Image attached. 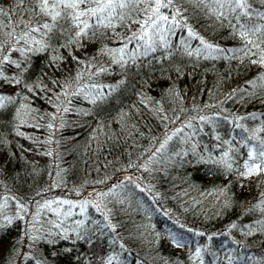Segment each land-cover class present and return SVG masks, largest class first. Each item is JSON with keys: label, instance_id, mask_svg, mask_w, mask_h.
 Masks as SVG:
<instances>
[{"label": "trees", "instance_id": "1", "mask_svg": "<svg viewBox=\"0 0 264 264\" xmlns=\"http://www.w3.org/2000/svg\"><path fill=\"white\" fill-rule=\"evenodd\" d=\"M0 9V264H264V35L214 0L161 8L195 33L166 43L142 10Z\"/></svg>", "mask_w": 264, "mask_h": 264}, {"label": "snow or ice", "instance_id": "2", "mask_svg": "<svg viewBox=\"0 0 264 264\" xmlns=\"http://www.w3.org/2000/svg\"><path fill=\"white\" fill-rule=\"evenodd\" d=\"M85 2L86 0H39V11L42 15L50 16L54 21L59 19L63 13L64 18L71 17V19L77 23V26L82 25L80 31L83 32L84 29H87L90 25L86 20H81V17H96L98 23L101 24H103L105 20H108V25L105 26H109L111 23V17L113 16H119L120 19L123 20L124 10L126 9L138 11L142 10L150 12L141 25L142 31L145 35L149 30H152L154 33L159 35L161 41L166 43L164 34L168 31H172L174 27H182L188 29L189 37L195 36V33L192 32L190 27H188L186 21L182 23L183 17L179 9L174 10L170 17L161 13V8L172 7L173 0H167V2H164V0H96V7L87 8L86 11L80 10L81 5ZM196 2L198 4H202L204 3V0H196ZM214 2L220 9L226 8L229 12L235 13V19L237 21H244V23L240 25V28L242 29L240 36L242 38L247 39L250 34L255 35L256 33L264 35V31H262V29H264V25H256L252 22L253 15L259 17L260 19H264V12L253 9L247 0H214ZM22 3L23 0H21V4ZM141 3L147 4V7L140 9L138 6ZM259 3L264 5V0H259ZM118 9L120 10L119 12L117 11ZM2 11L3 10L0 9V12ZM225 15H227V12L219 13L220 17ZM42 27L49 28L50 26L46 23ZM32 30L39 31V28ZM135 38L136 36L133 34V37H130L129 39L131 40ZM139 38L143 40L144 35H141ZM201 43L204 44L205 50L225 51L224 49H214L213 45L207 44L202 38ZM248 44L256 48L260 47L258 43L252 40H248ZM119 51H123V49H119ZM147 51H155V48L150 44L146 45V52ZM227 51H232V49H228ZM259 62L264 63V49H261V58ZM259 155L264 157V142H262ZM249 159H253V155L251 153L249 155ZM253 170L260 172L264 171V168H261L259 164H255L254 167H249V174ZM64 203L68 202L65 201ZM197 255H199V249L197 250Z\"/></svg>", "mask_w": 264, "mask_h": 264}]
</instances>
